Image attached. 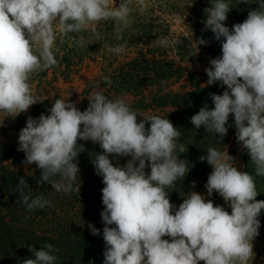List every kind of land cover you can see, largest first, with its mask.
Wrapping results in <instances>:
<instances>
[{
	"label": "clouds",
	"instance_id": "1",
	"mask_svg": "<svg viewBox=\"0 0 264 264\" xmlns=\"http://www.w3.org/2000/svg\"><path fill=\"white\" fill-rule=\"evenodd\" d=\"M132 2L121 0L114 7L110 0H0L3 121L43 102L34 94L30 80L58 64V40L63 43L69 34L87 31L101 41L104 37L98 25L106 21L118 25L117 38H122L130 27ZM136 2L146 6V0ZM239 2H258V7L231 29L225 24L233 8L230 0H210L211 6L204 9L205 30L221 41L222 53L210 59V67L204 69L208 77L205 87L219 82L225 90L210 93L214 107L210 109L205 103L190 122L195 129L203 126L206 132L214 133L220 144L234 126L237 142L251 157L255 176L264 177V0ZM182 42L162 38L156 44ZM207 44L203 38L195 39L196 54L200 45ZM88 45L83 38L77 41L80 49ZM111 51L119 55L126 49L117 45ZM104 80L111 83L109 77ZM70 96L56 99L47 115L28 116L18 135L17 151L25 154L22 163L26 168L35 164L40 170L38 185L49 184L58 193L70 194L80 191L81 186L74 188L80 175L77 158L84 151L78 141L99 144L103 151L96 153L92 163L104 185L100 213L104 264H252L264 200L256 199L255 176L238 169L226 146V151L208 147L207 154L199 158L212 168L204 185L207 196L189 191L177 208L169 199V189L174 190L190 168L181 159L188 147L178 143L181 133L173 122L141 114L123 97L109 99L95 89L86 97L88 107L83 111ZM138 116L143 119L138 121ZM113 156L130 159L123 166L114 165ZM28 187L20 177L17 203L29 211L52 206L43 193L33 196L26 192ZM213 193L223 198L230 212L208 198ZM88 226L93 236L101 234L100 229ZM28 250L34 259L26 258L22 264H56L55 253L60 251L50 243L39 250L29 245Z\"/></svg>",
	"mask_w": 264,
	"mask_h": 264
},
{
	"label": "trees",
	"instance_id": "2",
	"mask_svg": "<svg viewBox=\"0 0 264 264\" xmlns=\"http://www.w3.org/2000/svg\"><path fill=\"white\" fill-rule=\"evenodd\" d=\"M230 3L233 8L225 22L230 29L233 24L243 22L249 10L258 7V2L244 4L239 0H230ZM189 4L192 5L186 7L185 12L179 13L175 9L176 14L184 18L187 26L186 33L176 38L183 41L178 45L169 44L164 48L156 44L158 39L169 40V28L162 19L159 22L156 19L138 18L130 23V27L122 33L120 39L117 38L115 27L99 29L103 34V40L97 42L92 34H88V37L83 38L89 44L85 49L77 46L79 39L74 34H69L63 39V43L57 41L55 53L58 64L34 74L30 80L31 82L36 76L47 78L49 72L54 78L59 75L64 78L66 72L76 68L84 59L99 58L97 54H102V73L93 84V88L101 91L109 99L130 96L132 97L130 106L133 110L145 113L144 115H159L170 119L181 133L178 143L188 147V151L181 154V159H185L190 170L183 181L177 182L174 190L169 189V199L177 208L183 202L186 193L198 192L207 182L212 168L206 161L201 162L200 156L207 154L208 147L224 150L236 132L234 126L229 127L222 145L214 133L206 132L203 126L195 129L190 122L191 117L205 103L210 109L213 108L209 94H222L225 87L219 82L205 87L207 75L187 74L182 64L186 56L185 41L192 44L198 38L208 41L207 45H200L206 50L208 67L210 59L222 55L221 41H216L214 34L211 30H205L203 23L204 9L211 6L210 0H190ZM155 28H158V31H154ZM117 45L124 46L125 53L119 55L113 53L111 49ZM104 77H109L111 83H107ZM183 77L186 78V85L177 91L173 90L171 84ZM161 81L165 83L162 84ZM48 108L49 102L44 99L42 103L31 106L27 113L12 118L9 121L10 130L14 132L15 139L11 140L4 136L3 142L0 143V264H22L26 258L34 259L28 246H34L39 250L45 243L60 249L59 253H55L58 256L56 264H104L105 243L102 236L104 224L100 216L104 207L101 191L104 185L102 177L96 174L92 163L96 153L103 151L99 144L78 141L83 145L84 151L77 158L80 175L77 176L74 188L81 186L80 191H73L70 194L58 193L51 189L49 184L38 185L40 170L35 164L26 168L22 163L25 154L17 151L18 135L26 126L28 116L37 118L42 113L45 114ZM142 119L143 117L140 120ZM232 124L233 119L230 117L229 125ZM110 159L114 165L123 166L130 157L113 156ZM241 162L242 171L255 176L247 149H241ZM147 171L150 169L146 168ZM20 177H24L30 186L25 188L26 192H31L33 196L43 193L52 201V206L29 211L23 204L17 203L19 200L17 184ZM255 181L258 191L256 199L264 200V177L255 176ZM223 207L231 211L225 201ZM258 219L261 224L258 236L264 239V209L261 210ZM89 224L100 229L101 234L93 236Z\"/></svg>",
	"mask_w": 264,
	"mask_h": 264
},
{
	"label": "rangeland",
	"instance_id": "3",
	"mask_svg": "<svg viewBox=\"0 0 264 264\" xmlns=\"http://www.w3.org/2000/svg\"><path fill=\"white\" fill-rule=\"evenodd\" d=\"M111 4L115 7L118 6L121 0H110ZM190 0H146V6L140 7L136 0H133L130 5L132 9V14L129 18L130 23L134 22L138 18H146L147 20L156 19V20H164L167 23L169 28V41L174 40L176 38L181 37L187 31V26L184 23V18L178 14H176L175 9L180 12H185L186 7H191L188 5ZM178 13V12H177ZM186 20V18H185ZM161 21V20H160ZM159 21V22H160ZM155 26L157 24H154ZM106 27H115L118 25L113 21L101 22L98 25V30L105 29ZM154 31H158V28H155ZM90 32L83 33H75L74 36L78 39L88 37ZM185 41L184 49L186 50V56L182 62L185 67L187 74H201L205 73V68H207V56L206 50L199 46V52H197V48L195 42L192 44H187ZM167 48L168 46H163ZM99 58H88L84 59L81 63L76 66V68L70 69L69 72H66V77L57 76L54 78L51 72H49L47 78H42L40 76H36L32 79L31 86L34 94L39 97L46 99L49 102V108H51L53 102L56 99L66 98L69 93L71 96L69 99L76 103V106L79 110L83 111L88 107L87 96L91 91L94 90L93 84H95L98 80V77L101 75V63H102V54H97ZM192 67H188V65ZM186 78L183 77L178 81H174L171 84L173 90H179L186 85ZM129 104H132V97L124 96L123 97ZM48 110L45 114H49ZM145 114V113H141ZM142 116H138V120H140ZM10 120L11 117H7L3 121V114L0 115V123H3L0 126V143L3 142L4 136L11 140L15 139L14 132L10 130ZM17 137V136H16ZM227 147V151L229 155L235 157V164L239 170H242V162H241V145L237 142L236 136L234 135ZM226 151V148L224 149ZM212 171V169H211ZM210 171V173H211ZM205 196H207V190L203 186L201 190L198 191ZM215 205L223 206L224 200L217 193H213L211 197ZM251 264V262H250ZM252 264H264V239H261L257 236L254 240V259Z\"/></svg>",
	"mask_w": 264,
	"mask_h": 264
}]
</instances>
